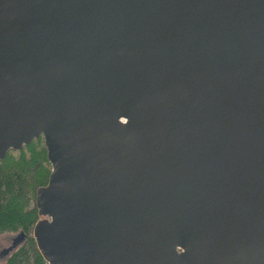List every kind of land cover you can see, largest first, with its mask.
Segmentation results:
<instances>
[{"label":"water","instance_id":"obj_1","mask_svg":"<svg viewBox=\"0 0 264 264\" xmlns=\"http://www.w3.org/2000/svg\"><path fill=\"white\" fill-rule=\"evenodd\" d=\"M40 137L47 264H264V0H0V161Z\"/></svg>","mask_w":264,"mask_h":264},{"label":"trees","instance_id":"obj_2","mask_svg":"<svg viewBox=\"0 0 264 264\" xmlns=\"http://www.w3.org/2000/svg\"><path fill=\"white\" fill-rule=\"evenodd\" d=\"M51 165L43 137L0 161V233L24 234L26 240L0 264H47L40 254L33 229L40 220L37 189L47 185Z\"/></svg>","mask_w":264,"mask_h":264},{"label":"rangeland","instance_id":"obj_3","mask_svg":"<svg viewBox=\"0 0 264 264\" xmlns=\"http://www.w3.org/2000/svg\"><path fill=\"white\" fill-rule=\"evenodd\" d=\"M51 170H52V167H51ZM19 234H20V232H17V233H0V261L1 262H4L9 257V255L12 253V251L9 249L10 252H6V254L2 255L4 251H6V250H8V248H10L12 240L15 237L19 236Z\"/></svg>","mask_w":264,"mask_h":264},{"label":"flooded vegetation","instance_id":"obj_4","mask_svg":"<svg viewBox=\"0 0 264 264\" xmlns=\"http://www.w3.org/2000/svg\"><path fill=\"white\" fill-rule=\"evenodd\" d=\"M22 234H19V236L15 237L13 240H12V243L10 245V248H8V250L4 251L2 255L6 254V252H9V249H13L11 251H14L15 248H18L20 247L26 240L25 236H23Z\"/></svg>","mask_w":264,"mask_h":264},{"label":"bare ground","instance_id":"obj_5","mask_svg":"<svg viewBox=\"0 0 264 264\" xmlns=\"http://www.w3.org/2000/svg\"><path fill=\"white\" fill-rule=\"evenodd\" d=\"M13 250V249H12ZM10 252V251H9Z\"/></svg>","mask_w":264,"mask_h":264}]
</instances>
